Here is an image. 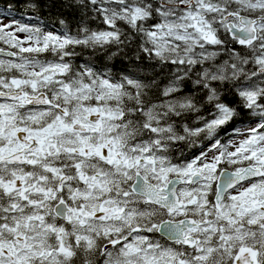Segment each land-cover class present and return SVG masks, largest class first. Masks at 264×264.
Listing matches in <instances>:
<instances>
[{
	"label": "snow or ice",
	"instance_id": "1",
	"mask_svg": "<svg viewBox=\"0 0 264 264\" xmlns=\"http://www.w3.org/2000/svg\"><path fill=\"white\" fill-rule=\"evenodd\" d=\"M0 264H264V0H0Z\"/></svg>",
	"mask_w": 264,
	"mask_h": 264
}]
</instances>
